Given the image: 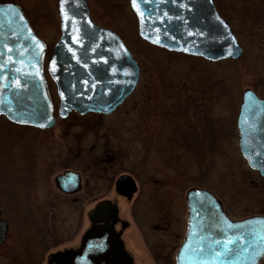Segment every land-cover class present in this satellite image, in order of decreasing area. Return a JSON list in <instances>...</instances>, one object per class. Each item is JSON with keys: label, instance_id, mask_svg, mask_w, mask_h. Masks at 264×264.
I'll list each match as a JSON object with an SVG mask.
<instances>
[{"label": "rangeland", "instance_id": "obj_1", "mask_svg": "<svg viewBox=\"0 0 264 264\" xmlns=\"http://www.w3.org/2000/svg\"><path fill=\"white\" fill-rule=\"evenodd\" d=\"M0 1H12L23 9L45 42L48 56L60 35L57 0ZM216 2L244 49L237 61L231 60L236 63L227 59L208 65L188 56L171 58L138 37L128 0H87L92 21L117 32L137 60L139 81L132 94L111 113L72 112L61 119L55 112L56 124L49 129L13 124L0 116V209L1 217L8 220L5 242L0 246V264H35L37 257L27 253V247L18 239L20 231L33 230L32 218H37L48 234L55 232V240L68 238L65 246L75 245L82 229L92 222L90 211L100 201L113 204L118 219L126 223L121 238L135 264H174V253L186 226L185 192L198 183L220 200L232 219L264 214V178L242 157L235 126L241 92L255 89L260 82L259 68L264 65V27L245 23L241 16L246 3L259 4L258 0ZM213 69L224 79L211 89L203 86L211 91L207 97L215 93V88L224 87L217 97L208 98L206 111L199 116L204 120L205 116L213 117L215 133L212 134L214 126L208 130L203 127V133L186 140L190 148L201 149L200 158L188 150L184 164L167 160L180 164L177 172L187 169L186 163L192 164H188L187 172L178 175L164 166L166 145L159 141L164 139L162 132H172L177 126L193 129L192 114H198L182 109L185 100L181 99L179 111H175L174 102L166 97L164 80L171 74L167 80L172 89L176 85L178 90L188 83L186 74L208 76ZM48 90L56 109L58 98L51 82ZM176 100L173 97L172 101ZM32 163L34 171L28 179ZM68 169L78 171L82 180L79 192L69 195L60 192L54 183L55 176ZM122 173H130L135 179L136 191L130 199L114 190V181ZM24 208H30V214ZM59 248L61 245L48 251ZM153 254L161 256L159 262ZM259 264H264V256Z\"/></svg>", "mask_w": 264, "mask_h": 264}, {"label": "water", "instance_id": "obj_2", "mask_svg": "<svg viewBox=\"0 0 264 264\" xmlns=\"http://www.w3.org/2000/svg\"><path fill=\"white\" fill-rule=\"evenodd\" d=\"M128 2L138 35L151 45L210 61L236 60L242 54V47L212 0H135V7L134 0ZM56 8L60 35L44 69L46 44L18 4L0 2V115L11 122L40 129L55 124L45 73L55 86L61 118L71 111L80 115L110 113L138 82L137 61L115 32L92 21L87 0H57ZM236 128L241 155L264 177V99L251 88L241 92ZM54 181L65 193L81 187L80 175L73 170L57 174ZM114 186L127 198L136 191L128 174L117 176ZM185 201L186 229L175 264H251L249 257L258 248L262 250L256 264L260 263L264 215L231 219L220 200L202 187L187 189ZM109 204L98 202L91 218L100 210L110 211ZM85 239V252L79 257L84 264H95L96 257L104 255L102 251L123 254L119 236L110 224L91 228ZM2 240L0 224V243ZM225 245L230 252H225ZM245 248L246 252L242 250ZM78 256L75 253L65 264L77 263Z\"/></svg>", "mask_w": 264, "mask_h": 264}, {"label": "trees", "instance_id": "obj_3", "mask_svg": "<svg viewBox=\"0 0 264 264\" xmlns=\"http://www.w3.org/2000/svg\"><path fill=\"white\" fill-rule=\"evenodd\" d=\"M259 5H252L250 3H246L243 7H242V19L243 22L248 23L250 22L251 25H259L258 27H264V0H258L257 2ZM234 33L235 30H233ZM149 45V44H148ZM150 48L152 47L151 45H149ZM154 50H160L163 53H166L168 56H171V58H173V56H184L186 57V55L180 54V53H175V52H168L164 49L161 48H157V47H152ZM194 59H201L204 62L208 63V65H211L213 63H217V62H209L206 61L202 58H198V57H192V56H188ZM228 61V60H225ZM158 62V60H157ZM222 61H219L218 63H220ZM230 63H236V62H232L231 60H229ZM158 70L159 69V65H158ZM174 71V70H173ZM259 73H260V84H256L254 87L255 91L264 97V65L261 66L259 68ZM168 76H171L168 75ZM168 76H166L165 80H164V85L166 84V89L167 94L166 97L170 101V103L174 102V105L176 106L175 111H179V100H185L183 103L184 105H181L182 109H190L191 112L194 111L196 112L198 115L196 117V114H192L194 116V127L193 129H185L182 126H177L175 129H172V132L167 131L162 132V135L164 137V139L159 142H164L166 145V149H165V154H166V160H165V164L164 166H169L170 169L175 172L176 174L180 175L183 172H187L189 165H192L191 163H186L185 165L187 166V169L182 168V171L177 172V170H179L180 168V164H172L170 162H168L167 160L170 158L171 160L176 159V162H183V164L186 162L184 160H186L185 154L188 150L194 151V156H196V158H200V156H202V152L201 149L199 147H196V149L194 148H190L188 146L189 143H185L186 140H189L192 135H197L200 133H203V127L205 128V130L207 129H214L212 131V134L215 133V124L212 125V116L210 117H206L205 116V120L203 118H200L199 113L201 111H206V107H205V103H208V98L210 96H214L217 97V95L219 94V90L222 91V87L220 88H215V93L211 94L207 97V95L211 92L209 90H205L203 88L204 85H209V88L211 89V86L214 87L215 84L221 80L223 81L224 77L223 76H219L216 72V70H211L210 74L208 76H205L204 74L200 75V73L195 74V73H190V75L186 74L185 78H188V83L186 84V86H184L185 88L181 87L178 90L176 89V85H174L173 89L171 86V83L169 82V80H167ZM184 85V84H182ZM176 89V90H175ZM186 92V93H185ZM173 97H176L177 100L176 101H172ZM179 99V100H178ZM204 107H202V105L200 104L202 101H204ZM169 110V109H168ZM189 111V110H186ZM183 113V112H182ZM204 121V123L202 122ZM190 123H188L189 125ZM160 133V132H159ZM187 134V135H185ZM189 135V136H188ZM188 136V137H187ZM160 138V136L158 137V139ZM164 151V149H163ZM161 158L163 159V156L161 155ZM164 160V159H163ZM189 164V165H188ZM194 166L200 169V165H196V163H194ZM168 167V168H169ZM130 172L132 170H129ZM133 175H135L133 172H131ZM195 186H202L201 184H196Z\"/></svg>", "mask_w": 264, "mask_h": 264}, {"label": "flooded vegetation", "instance_id": "obj_4", "mask_svg": "<svg viewBox=\"0 0 264 264\" xmlns=\"http://www.w3.org/2000/svg\"><path fill=\"white\" fill-rule=\"evenodd\" d=\"M215 3L216 8L219 10V6L217 5L216 0H213ZM33 155V154H32ZM33 164V163H32ZM31 165V164H30ZM30 173L27 175L28 179H31L29 177L30 174L34 171V164L29 167ZM78 172V171H77ZM79 173V172H78ZM80 174V173H79ZM25 178V179H27ZM81 178V175H80ZM82 182V180H81ZM17 185V183H16ZM79 192V191H77ZM73 194V193H72ZM69 195V194H67ZM9 196V195H8ZM28 198V197H27ZM113 205V204H112ZM18 208H15L17 210ZM25 212H28V209L30 208H24ZM108 210H100L97 213L92 214L93 222L90 223L89 227L85 230L82 229L79 239L77 240V243L75 245H68L65 246V242H68L70 239H62V240H55L56 239V233L51 232V234H48L44 228H42V224L39 222L37 218H32L34 221L30 224L31 228L33 226V230L30 229L28 233L25 232V230H22L18 233V239L20 240V244H24L25 248L27 249V253H30L31 256L37 257L35 260V264H65V260H70L75 253H78V261L74 264H84V261L81 259L80 256L84 255L85 252V233L86 231L91 228H99L103 225H112L115 232L119 235L121 241H122V231L124 228H126V223H123L118 219L117 212L113 211V207L109 205ZM19 211V210H18ZM17 211V212H18ZM1 209H0V224H3V241L0 243V246L3 245L5 242L6 234H7V228H8V220L1 217ZM20 213V211H19ZM28 214H30L28 212ZM31 214H33L31 212ZM83 211H81V214L79 216V222L82 224L83 222ZM119 225V226H118ZM81 226V225H80ZM49 243H52V245H49ZM32 245L33 247H31ZM61 248L56 250H50V247L53 246H60ZM25 249V251H26ZM43 251L41 252V250ZM92 253H95L90 249ZM110 248L106 249V251L109 252ZM24 251V252H25ZM83 251V252H82ZM122 251L123 254H113L111 251L109 253L102 251L104 255H98L95 260V264H135L136 261H134L133 256L131 252L126 248L124 242L122 241ZM41 252V255H40ZM100 251L97 253L99 254ZM107 253V254H106ZM40 255V256H39ZM154 259L159 262L160 255L153 254ZM163 257V256H162ZM34 259H32L33 261Z\"/></svg>", "mask_w": 264, "mask_h": 264}, {"label": "snow or ice", "instance_id": "obj_5", "mask_svg": "<svg viewBox=\"0 0 264 264\" xmlns=\"http://www.w3.org/2000/svg\"><path fill=\"white\" fill-rule=\"evenodd\" d=\"M134 7H135V0H134ZM216 243H220V241H216ZM232 243V241H229L228 242V244H231ZM243 251H247V249L245 248V249H242ZM262 249H257L256 251H255V253L251 256V257H249V260L251 261V264H256V260H257V258L259 257V255H260V251H261ZM231 251V249L228 247V245H225V252H230ZM223 253H220V254H217V255H222Z\"/></svg>", "mask_w": 264, "mask_h": 264}]
</instances>
